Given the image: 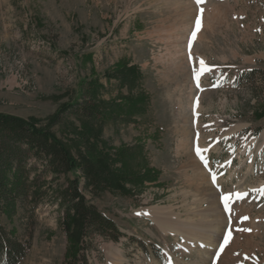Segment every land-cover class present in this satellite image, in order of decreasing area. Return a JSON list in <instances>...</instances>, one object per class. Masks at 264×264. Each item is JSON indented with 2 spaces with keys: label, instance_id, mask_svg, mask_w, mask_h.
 <instances>
[{
  "label": "rangeland",
  "instance_id": "1",
  "mask_svg": "<svg viewBox=\"0 0 264 264\" xmlns=\"http://www.w3.org/2000/svg\"><path fill=\"white\" fill-rule=\"evenodd\" d=\"M188 2L0 0V113L62 144L69 177H96L86 197L122 233L92 238L89 264H264V195L252 191L264 188V0ZM198 58L214 66L199 87ZM74 103L96 112L65 110ZM53 178L37 189L47 188L18 264H58L77 236L54 198L64 176ZM236 192L248 195L228 212L222 197Z\"/></svg>",
  "mask_w": 264,
  "mask_h": 264
},
{
  "label": "trees",
  "instance_id": "2",
  "mask_svg": "<svg viewBox=\"0 0 264 264\" xmlns=\"http://www.w3.org/2000/svg\"><path fill=\"white\" fill-rule=\"evenodd\" d=\"M243 75L249 77L253 72ZM75 103L65 110L88 116L96 112L89 104ZM75 166L65 147L32 120L0 113V264H18L26 255L37 207L47 188L37 189L45 184L42 177L48 173L53 179L64 176L54 198L65 217L76 216L78 221L77 236L71 238L65 258L58 264H89L94 237L119 240L122 233L114 220L86 197V191L94 192L91 186L98 179L88 173L83 181L69 177Z\"/></svg>",
  "mask_w": 264,
  "mask_h": 264
},
{
  "label": "snow or ice",
  "instance_id": "3",
  "mask_svg": "<svg viewBox=\"0 0 264 264\" xmlns=\"http://www.w3.org/2000/svg\"><path fill=\"white\" fill-rule=\"evenodd\" d=\"M206 0H194V3H196L198 6L202 5L203 3H205ZM204 12V8L200 7L199 8V13L202 14ZM198 14L195 20V27L194 30L191 34L190 40H189V60L190 62L194 59L191 55V46H192V40L195 39L197 32L200 30L201 28V15ZM198 63L200 66V70L199 71H194V79L197 81V86L199 87V79L200 76L203 75L205 72H209L212 70V68L214 66H209L206 64V62L203 60V58H198ZM213 86H219V85H213ZM207 127V126H206ZM203 151H207L206 149L202 150L199 146H196L195 148V152L196 155L200 158V160L204 163L205 167L208 166V161L206 159V157L202 154ZM211 179L213 181V183L216 182L217 180V173L216 172H211ZM252 191H256L259 192L261 195H264V188H260V189H253ZM248 193H240V192H236L233 194H229V195H224L222 197L223 202H224V208L226 211L231 212V203H233V199L232 197H235L236 200H240L243 199L245 196H247ZM138 215H142V214H146V213H137ZM249 218L247 216H244L242 218H240V223H242L243 221L248 220ZM237 230L239 231H251V229H247V228H238ZM231 237V230L228 231V233L224 236L223 238V242L220 244L219 246V251L215 254L216 257H219L220 252L223 251L225 245L229 242V239ZM247 259V257H245Z\"/></svg>",
  "mask_w": 264,
  "mask_h": 264
},
{
  "label": "bare ground",
  "instance_id": "4",
  "mask_svg": "<svg viewBox=\"0 0 264 264\" xmlns=\"http://www.w3.org/2000/svg\"><path fill=\"white\" fill-rule=\"evenodd\" d=\"M189 0H187V5L190 7V3L188 2ZM182 4V3H181ZM190 9V8H189ZM211 12V11H210ZM196 164V163H195ZM198 173V172H197ZM204 175V174H203ZM203 175H200L203 177ZM209 209V208H208ZM169 214V213H168ZM148 215L150 217H152L157 224H159L161 226V228H163L165 231L164 232H169L171 229L170 227H174L172 224V222H168L165 218L161 217L162 213H157L154 211H151L148 213ZM169 217V216H168ZM186 224V223H185ZM168 227V228H167ZM181 227V226H180ZM191 227L188 228H184V230L182 232H184L185 234L190 233L191 234ZM179 230V229H178ZM182 230V229H180Z\"/></svg>",
  "mask_w": 264,
  "mask_h": 264
}]
</instances>
